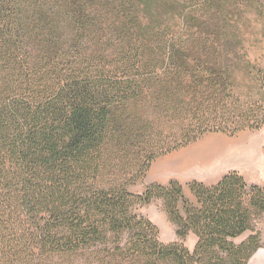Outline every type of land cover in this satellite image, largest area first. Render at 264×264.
Returning a JSON list of instances; mask_svg holds the SVG:
<instances>
[{"label": "trees", "instance_id": "16d2710c", "mask_svg": "<svg viewBox=\"0 0 264 264\" xmlns=\"http://www.w3.org/2000/svg\"><path fill=\"white\" fill-rule=\"evenodd\" d=\"M223 0H0V264H249L264 187L142 182L264 125V68ZM162 198L193 250L138 207ZM246 233L245 239L236 240Z\"/></svg>", "mask_w": 264, "mask_h": 264}, {"label": "rangeland", "instance_id": "374dc122", "mask_svg": "<svg viewBox=\"0 0 264 264\" xmlns=\"http://www.w3.org/2000/svg\"><path fill=\"white\" fill-rule=\"evenodd\" d=\"M223 1H226L234 11L228 17L233 24L239 23L242 39L254 45L250 59L264 68V0ZM239 140L243 141V146H250V151L255 150L253 152H258L257 154L262 157L253 163L247 164L237 155L226 154L224 150L226 143L224 142ZM256 149H259V151ZM166 160L169 161L163 165L165 167H160V173L165 174L167 183L172 179L180 181L184 187L186 197L191 201H195V197L189 187L190 182L198 180L210 186L216 184L231 172H238L249 183L264 187V125L260 129H246L234 136L224 133H208L200 140L162 156L155 161V167ZM185 160L188 164L183 166L182 162ZM154 178L152 174H149V176L147 174V177L135 185L132 191L136 194H142L151 184L159 183L152 182ZM137 210L138 213L149 218L158 226L159 237L162 242L181 241L189 249H194L197 243L196 235L191 232L183 239L178 236V226L170 219L162 198H156L149 204L141 205ZM256 227L261 232L262 247L253 255L249 264H264V215L257 221ZM249 234L246 233L236 241L240 242Z\"/></svg>", "mask_w": 264, "mask_h": 264}, {"label": "bare ground", "instance_id": "6f19581e", "mask_svg": "<svg viewBox=\"0 0 264 264\" xmlns=\"http://www.w3.org/2000/svg\"><path fill=\"white\" fill-rule=\"evenodd\" d=\"M224 143H226L225 144V148H224V150H225V152H226V154H233V155H237V156H239L240 158H242L243 160H244V162L245 163H253V162H255L257 159H260L261 157L257 154V153H255V152H253V151H255V150H253V151H250L251 149H250V146L249 147H247V145H246V147L245 146H243V141L242 140H239V141H230V142H224ZM204 144H205V142H204ZM201 145V144H200ZM206 145H209V144H206ZM205 145V146H206ZM220 145V144H219ZM252 147V146H251ZM218 148V147H217ZM197 149V148H196ZM250 149V150H249ZM194 150V149H193ZM256 150H258L259 151V149H256ZM262 154V153H261ZM200 158H201V156H200Z\"/></svg>", "mask_w": 264, "mask_h": 264}, {"label": "crops", "instance_id": "0c3cea01", "mask_svg": "<svg viewBox=\"0 0 264 264\" xmlns=\"http://www.w3.org/2000/svg\"><path fill=\"white\" fill-rule=\"evenodd\" d=\"M168 161L169 160H166L162 164L160 163L161 166L159 165L158 167L157 166L155 167V163L156 162L153 163V165L151 166V168L149 170V173H148V176H149V174H152V177H155L152 182H159V183H164V184L168 182L167 178L165 177V174L164 173H160V170H159L160 167L165 165V163H167ZM182 164H183V166L187 165L188 164L187 160L183 161ZM163 167H165V166H163Z\"/></svg>", "mask_w": 264, "mask_h": 264}]
</instances>
